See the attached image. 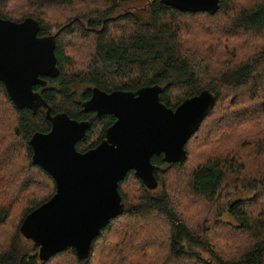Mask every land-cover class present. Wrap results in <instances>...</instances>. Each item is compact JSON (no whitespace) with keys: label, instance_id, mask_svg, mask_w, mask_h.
Listing matches in <instances>:
<instances>
[{"label":"trees","instance_id":"obj_1","mask_svg":"<svg viewBox=\"0 0 264 264\" xmlns=\"http://www.w3.org/2000/svg\"><path fill=\"white\" fill-rule=\"evenodd\" d=\"M107 1L110 4L108 11L88 18L87 29L76 24V29L68 33L74 35V32L79 31L85 34L89 30L94 38L88 72L75 75L67 71L72 67L73 60L66 54V45L62 41L65 29L53 34L47 20L60 5L71 6L74 0H0V18L22 22L31 17L40 24L39 36L56 37L55 52L60 75L57 78H46L48 85L36 86L34 90L41 93L52 107V114L67 113L72 119L90 123L85 138L77 145L81 152L97 147L105 138L107 129L116 122L113 115L100 117L96 113L84 112L83 103L92 97L94 87L111 93L116 90L137 92L146 86L161 85L163 90L160 99L172 109L204 90L212 91L217 97L215 107L186 144V161L168 164L163 155L153 157L158 188L163 169L176 170L188 163L195 138L201 134L218 107L226 101H230L229 108L244 107L241 109L243 115L230 109L237 121L219 125L209 135L205 133V140L196 145L201 148L204 160L192 173L188 183L189 195L184 198L190 197L215 205L223 197V193L231 188H234L232 195L239 191H249L253 194L248 202L250 214L247 211L248 206H245L247 204L238 201L228 208V212L241 223L239 232L224 231L227 235L219 236L208 228L199 232L168 192L156 191L158 188L148 189L135 172L131 171L119 184L123 203L125 206L130 204V207L126 206L125 212L113 219L93 242L89 259L80 260L76 251L68 248L47 261L41 260L39 253H36L39 252V247L21 234L20 227L29 213L50 200L56 192L53 177L33 163V149L30 145L35 132L47 133L52 125L46 117V109L42 108L35 113L27 108H18L4 84L0 82V93L17 115L12 137L26 145L27 160L31 159L33 166L46 174L54 185L52 192L43 197L34 194L18 225L21 236L27 240V245L33 243V248L26 246L17 234L11 245L0 252V264H68L67 256L71 259L75 256L76 264H117L120 256L127 260V264H186V261L189 264H212L203 257V253L209 255L213 264H264V85H261L264 83V49L259 46V43L264 44V0H220L215 13L184 12L166 5L162 0H153L147 9L124 14H119L117 10L124 2L131 0ZM16 4L24 6L20 8ZM240 4H246L248 8H242ZM197 19H212L219 34L214 39L204 36L195 45L187 42L197 49L199 53L196 54L182 39L185 30L183 25L187 24V20H194V25H199ZM122 25H127L128 28ZM231 32L237 36L234 42L225 37ZM88 85L92 88H85L81 92L76 90V86ZM173 90L182 92V96L175 102L172 97ZM255 102H261L259 108L250 110L245 107ZM223 120V116L217 118L218 123ZM97 130L98 138L93 141ZM250 141L255 143L258 154L248 147ZM209 155L216 156L208 158ZM20 164L17 170L13 164H9L10 172L16 171L13 179L26 176L27 169ZM3 172H0V226L6 224L11 217L12 207L7 206V201L18 199L20 194L18 183L16 186L9 183L10 179L6 180L5 176L7 169ZM131 176L137 178L144 190L135 203L127 198L124 190ZM25 178L23 186L34 184ZM254 212L256 213L253 214ZM125 215L141 220L156 216L167 227V233L161 238L167 246L166 255L157 256L155 247L142 248L133 237H129L120 249L107 248L106 253L96 259L95 244L103 238L104 233L110 231L115 221ZM204 218L210 219L207 216ZM209 226L212 227V223ZM137 232L135 230L133 235ZM141 240L142 238H137L138 242ZM128 253L130 255L127 257Z\"/></svg>","mask_w":264,"mask_h":264},{"label":"water","instance_id":"obj_2","mask_svg":"<svg viewBox=\"0 0 264 264\" xmlns=\"http://www.w3.org/2000/svg\"><path fill=\"white\" fill-rule=\"evenodd\" d=\"M219 1L162 0L190 13H215ZM39 30V22L31 17L22 22L0 18V82L18 108L35 113L44 108L52 125L47 133L35 132L30 145L33 163L53 177L56 192L25 217L20 232L39 247L43 261L68 248L87 260L93 242L125 212L120 182L134 171L148 189H157L153 157L163 155L168 164L185 162L186 144L214 109L217 97L204 90L172 109L160 99L161 85L111 93L94 87L83 103L84 112L113 115L116 122L97 147L81 152L77 145L90 123L67 113L52 114V107L34 90L46 87V78L60 75L56 37H41Z\"/></svg>","mask_w":264,"mask_h":264},{"label":"rangeland","instance_id":"obj_3","mask_svg":"<svg viewBox=\"0 0 264 264\" xmlns=\"http://www.w3.org/2000/svg\"><path fill=\"white\" fill-rule=\"evenodd\" d=\"M152 1L153 0H131L129 2H124L117 11L119 14H124L127 12L144 10L147 9L148 5ZM16 5H18L20 8L24 6V4ZM240 5L242 8L245 6H247L245 8H248V5L246 4ZM59 7L60 8L55 10L51 17L47 19L49 22V30L55 34L59 30L65 29L62 41L66 45V54L69 55V57L73 60L72 67L68 68L67 71L71 74L78 75V73H80L79 75H83L84 73L88 72V68L91 63L94 41L93 34L89 30H87L85 34H81L79 31L74 32V35L68 33L72 29H76V24H81L87 29V19L90 17H97L96 15H99L102 11H108L110 4L107 0H74V4L71 6L60 5ZM196 21L200 22V24L198 25V23H196V25H194V20H187V24L183 25L185 30L182 40L193 53L197 54L199 53L196 51L197 49L192 48L189 43L195 45V42L204 36L211 39L218 38L217 35L219 33L217 27L213 26L214 24L212 19H197ZM208 24L212 25L210 26ZM127 25L130 27L129 24ZM127 25H122V27L128 28ZM225 37L232 42L237 39V36L234 32L226 34ZM259 46L261 49H264V44L259 43ZM245 53L248 55L246 51ZM261 85H264V83H261ZM85 88H92V86H76V90L79 92L83 91ZM181 96L182 92L180 90L172 91L174 102ZM229 102L230 101H226L225 104L218 107L215 114L205 124L201 134L195 138L189 153L188 163L184 167L176 170H167L166 168L162 170L163 174L161 176L160 186L158 190H156L168 192L175 202L181 206V210L185 213L186 217L197 231L201 232L203 228H208L210 229L209 231L215 233L216 236L227 235L224 234V231L239 232L238 227H240L241 223H239L233 218L232 215H230L228 208L238 201H243L247 204L245 206H248L247 211L250 214L248 202H250L249 200L253 197V194L249 191H239L232 195L231 193L234 191V188H231L228 190V192H226L228 194L223 193V197H221L215 205L205 204L203 202H199L196 199L184 197L189 195L188 183L191 180L192 173L198 167V164L204 160L201 148L196 145H199V143L205 140V133H208L209 135L211 130H216L219 125L224 126L237 121V118L231 114L230 109H234V112L238 111L240 115L244 114V112L241 110L244 107L229 108ZM260 103L261 102L249 103L245 107H248L250 110L257 109L260 107L258 106ZM222 116L224 117V120L218 123L217 118ZM16 118L17 115L15 114L14 109L11 107L9 102L6 101V98L0 93V172L4 173L3 171L7 169V173L5 175L6 180L10 179L9 183H14L15 186L18 183V187L20 189L18 199L15 200L13 198L9 200L10 203L9 201L6 203L7 206L12 207V213L9 221L6 224L0 226V252L11 245L12 240L17 234L20 236L26 246L33 248V243L29 241L31 244L27 245L25 242L27 240L21 236L18 225L23 216V212L28 206L29 201L33 196H35L34 194H38L40 197H43L46 194L51 193L54 189L52 180L42 171H39L40 169H36V167L33 166L31 159L27 160L26 145L19 141V139L12 137L11 133L13 127L16 126V124H14ZM100 130H102V128H100ZM98 135L99 132L97 130L95 131V135L92 140L95 141L98 138ZM248 147H251L255 154L259 153V150L257 149L254 142L250 141ZM215 156L216 155H209L208 158H213ZM11 160L13 161L11 162ZM10 163L14 165L16 170L20 168V163H22L27 169L26 176L13 179L16 176V171L13 170L10 172ZM25 177H27V179L32 181L34 184L31 183L28 187L23 186L24 182L26 181ZM124 190L128 195L127 198H129L132 203L137 202L144 191L141 183L135 176H131L129 178ZM126 206L128 208L130 207V204H127ZM255 213L256 212L253 214ZM153 216L154 215H152L150 219L141 220L135 219L132 215H125L119 220L115 221L110 231L104 233L103 238L95 244L94 250L96 253L95 257H97L96 259H98L99 255L105 254L107 248H111L112 250L114 248L120 249L129 239V237H133L136 240V243L142 248L147 247L146 249H149L155 247V250H157V256L158 254L165 256L167 253V246L164 245L165 241L163 239L161 240V238L162 235L167 233V227L157 220L156 216ZM205 216L210 217V219L206 218L205 220ZM210 223H212V227L209 226ZM202 224H205L206 226H203ZM135 230H138V232L133 235ZM230 234L237 235V233ZM137 238H142V240L138 242ZM144 242L148 244L144 245ZM36 253L39 252L37 251ZM128 255H130V253H128L126 256L128 257ZM203 257L208 259L209 262L213 264V261L210 259L208 254L203 253ZM66 259H69L68 264H76L75 256L73 259L67 256ZM127 263V260L125 261L124 259H121V256L117 259V264ZM185 263L189 264L190 262L186 261ZM158 264H161V262H158Z\"/></svg>","mask_w":264,"mask_h":264},{"label":"flooded vegetation","instance_id":"obj_4","mask_svg":"<svg viewBox=\"0 0 264 264\" xmlns=\"http://www.w3.org/2000/svg\"><path fill=\"white\" fill-rule=\"evenodd\" d=\"M93 89V88H92ZM87 101V100H86Z\"/></svg>","mask_w":264,"mask_h":264},{"label":"bare ground","instance_id":"obj_5","mask_svg":"<svg viewBox=\"0 0 264 264\" xmlns=\"http://www.w3.org/2000/svg\"><path fill=\"white\" fill-rule=\"evenodd\" d=\"M154 164V163H153Z\"/></svg>","mask_w":264,"mask_h":264}]
</instances>
